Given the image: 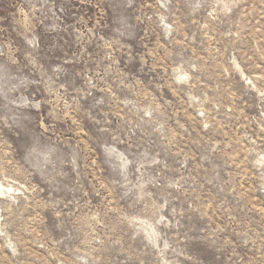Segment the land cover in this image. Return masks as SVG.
I'll use <instances>...</instances> for the list:
<instances>
[{
    "label": "rangeland",
    "instance_id": "rangeland-1",
    "mask_svg": "<svg viewBox=\"0 0 264 264\" xmlns=\"http://www.w3.org/2000/svg\"><path fill=\"white\" fill-rule=\"evenodd\" d=\"M0 264H264V0H0Z\"/></svg>",
    "mask_w": 264,
    "mask_h": 264
}]
</instances>
